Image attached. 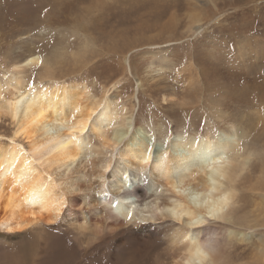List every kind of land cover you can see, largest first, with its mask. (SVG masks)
<instances>
[{"label": "rangeland", "instance_id": "obj_1", "mask_svg": "<svg viewBox=\"0 0 264 264\" xmlns=\"http://www.w3.org/2000/svg\"><path fill=\"white\" fill-rule=\"evenodd\" d=\"M33 55L36 66L13 71ZM16 72L27 83L85 85L89 102L107 96L158 148L177 132L241 128L236 142L249 160L223 226L237 238L226 255L264 264V0H0V83ZM13 130L0 119L1 139ZM89 173L74 176L84 183ZM92 179L55 224L1 230L0 264H171L169 222L152 224L151 237L110 227L113 218L81 228L105 207L97 200L91 211Z\"/></svg>", "mask_w": 264, "mask_h": 264}, {"label": "bare ground", "instance_id": "obj_2", "mask_svg": "<svg viewBox=\"0 0 264 264\" xmlns=\"http://www.w3.org/2000/svg\"><path fill=\"white\" fill-rule=\"evenodd\" d=\"M37 63L36 55L29 56L13 71ZM88 99L85 85L27 83L17 72L0 83V119L14 127L7 141L0 137V231L55 224L93 177L98 182L91 211L97 200H105L106 209H99L96 220L86 210L81 228L113 218L110 227L140 226L151 237L152 224L169 222L171 264H229L226 249L236 237L223 226L231 223L234 184L249 160L236 142L244 131L177 132L158 148L140 129H131L125 108L107 96ZM103 150L110 158L95 162ZM80 167L90 168L84 183V176H74ZM81 198L88 205L90 199Z\"/></svg>", "mask_w": 264, "mask_h": 264}]
</instances>
